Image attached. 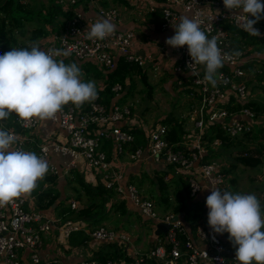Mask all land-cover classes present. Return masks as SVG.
<instances>
[{"label": "built area", "instance_id": "2783aa9c", "mask_svg": "<svg viewBox=\"0 0 264 264\" xmlns=\"http://www.w3.org/2000/svg\"><path fill=\"white\" fill-rule=\"evenodd\" d=\"M93 1V0H84ZM148 2V13L159 12L160 31H170L171 37L175 34L172 26L179 22L182 15L195 17L201 22V28L211 38L218 37V47L224 53L239 51V57H233L225 61L224 67L218 72L217 85L213 87L205 80L203 65L194 64L188 53L187 45L181 48H172V71L178 76V83H186L185 86L197 89L200 97L199 108L190 117L197 138L193 146L187 150L177 148L168 141V128L163 124L156 125L145 137V144L134 150H127L133 136L130 130L118 126L131 116V108L119 103L124 92L123 85L115 83L111 87V102L105 105L101 102V96L85 102L82 106L72 103L63 106L62 110L50 121L58 124L65 132L62 140H50L37 143L38 156L45 158L50 152L63 157L62 169L49 164L48 172L55 175L67 174L70 170L78 169L81 162L85 168L93 170L100 178L103 186L113 191L123 199H128L155 228L157 223L169 225L168 231L161 238L156 237V243L152 249L142 252L133 246L132 238L127 232L116 231L103 225L91 227L87 222L69 217L64 214L60 217L50 216L42 211L32 208L29 204L30 193L22 194L14 200L0 206V264H67L63 256L42 258L39 254L46 238L51 237L57 252L68 253L70 256L80 255L85 251L86 245H70V236L74 233L85 232L89 241L98 243H114L119 249L132 250L131 259L125 264H238L235 261V252L225 256V248L216 233L210 228L208 233L200 232L206 239V247L200 248L189 237L181 222L175 221L172 215H159L153 202L141 195L138 188L124 182L123 166L124 154H128L127 161H141L152 158L156 162H165L188 173V185L190 197H197L203 190V185L197 180L193 171L195 164L199 165L200 175L207 180V186L221 188L224 184V175L220 165L216 161L200 162L205 150L201 144L202 137L211 126H217L225 132L230 139H235L252 131L254 113L241 108L231 111L227 107L237 103L244 105L248 100L247 86L245 83V50H234L231 42L229 27L244 31L240 26L246 17L238 16L240 11L226 9L223 0H139ZM77 0H68L67 4L60 0V4L74 5ZM264 2V0H262ZM101 17L110 19L113 23L120 17L117 9L98 8ZM250 19L254 17L249 16ZM95 20L83 19L80 14L74 13L67 21L62 35L53 34L46 42L45 51H70L65 57L54 56L68 64L74 61L94 60L109 73L117 68L119 60H122L132 69L142 68L144 59L135 53V33L131 30L116 32L104 40L87 39V24ZM256 25V24H255ZM254 25V27H255ZM118 57V59H117ZM131 70V69H130ZM192 70H198L199 75L192 76ZM225 81H227L225 83ZM245 117V120L241 117ZM20 131L5 129L16 136L14 149L25 150V143L39 142L29 138L25 131L37 129L39 119L22 121L16 117ZM111 141L112 153L108 155L102 149L103 141ZM219 139L212 142L213 147L220 144ZM246 156V152L240 153ZM223 191V190H222ZM71 210L77 209L75 201L69 202ZM208 214V208L206 209ZM64 216V217H63ZM78 264H114L112 261L101 263L94 258H82Z\"/></svg>", "mask_w": 264, "mask_h": 264}, {"label": "crops", "instance_id": "0c3cea01", "mask_svg": "<svg viewBox=\"0 0 264 264\" xmlns=\"http://www.w3.org/2000/svg\"><path fill=\"white\" fill-rule=\"evenodd\" d=\"M15 1V5L20 6V8H13V12L10 15L6 16L5 13L3 14L7 19L14 18L20 20L21 24L17 28L13 24H10L12 26L6 28V30H8V37L15 40L16 46L14 47H28L36 43L39 44L43 50H45L46 42L50 39L51 35H62L66 21L69 18L66 13L69 11L70 16L74 13H78L83 19L96 20L98 17H101L98 13V8L117 9L120 13V17L114 24L117 25V29L120 31L131 30L135 33L134 51L144 59L142 68L137 67L126 74V87H124V92L119 99V103L130 106L126 97L131 82L135 83L138 79L147 80L148 82L153 79L156 85L154 90L151 88L152 92H165L166 95H170L174 105L172 106L173 109H168L167 115L158 118V123L148 126L147 121L143 120L141 117H144L146 112L150 109L145 107L140 113V116H134L133 108L130 106L132 111L131 116L119 123L118 126L130 131L132 129H138L143 137L142 145L145 144V137L148 132L156 125L163 124L169 129L175 127L177 131L174 137L171 134L173 141L170 140L171 142H169L182 150H187L193 146L197 138V130L193 122H191L190 117L193 112L199 108L200 104L197 97L184 91L191 89L185 86L186 83H178V76L172 71L173 56L170 53L171 47L166 44L167 38L171 37V32L160 31L159 12L148 13L147 9L149 4L147 1H142L141 7H139L137 5L139 0H77L74 5L68 7L69 11H67L68 9L66 6L59 3L60 0H42V2L38 4L35 3V0ZM61 1H64L65 4L68 2V0ZM0 2H2V0H0ZM1 15L0 13V16ZM31 24L36 27L35 29H41L47 34L34 38L33 31L35 29H25V27L29 28ZM255 27L261 33L259 37L250 35L246 31L243 32L248 35L243 37L239 33L241 30L233 26L228 28V32L231 34V42L235 45L234 50H245L243 59L245 61V83L249 94L247 102L255 103V107H257V109L259 108L262 114L258 115L255 120L252 121L253 128L251 133L247 136L243 134L235 139H231L230 144H219L213 147L212 143L207 144L206 141H201L205 153L200 162L216 161L220 165L221 172L224 175V184L221 188H216L223 191H232L233 193H253L258 197L261 205H264L262 178L260 176L254 178L249 176L251 175V171L257 172L262 170L264 168V163L249 167L243 166L239 162L241 157L240 153L247 149H250L256 157L260 156L264 162V17L261 18L260 22L256 23ZM74 62L81 68V79L84 82L95 81L97 90H103L105 88V83L109 74L105 68L98 65L94 60ZM120 62L123 61L121 60ZM121 64L122 63H120V65ZM120 68H123V66ZM194 90L197 92L196 88H194ZM241 118L245 120L244 116ZM39 122L40 125L37 129L25 131V134L29 138H34V140L39 141L31 142L28 140L25 143L26 149L32 152L33 150L36 151L35 153L37 155V143L50 140H62L65 136V132L58 124L50 120H39ZM13 124H17V121L14 120ZM106 142L109 144L107 148L105 147ZM244 144L246 146H243ZM129 146L130 144L127 150ZM101 147L108 155H111L113 147L110 140L103 141ZM43 159L48 162V165L53 164L59 170L62 169L63 157L60 155L50 152V154ZM122 159L125 160L123 166L124 182L134 184L142 196L153 202L154 208L159 215H172L175 221L181 222L186 229L187 237L200 248H205L207 245L206 239L202 238L200 232L208 233L210 229L206 211V198L210 195L211 188L207 186V180L200 175L199 165L195 164L194 168H192L193 171L190 173H195L197 180L203 185V190L197 197H190L187 172L165 162H156L152 158H146L141 161H127L128 154L126 153L122 156ZM78 166L76 171L82 175L87 183H90L92 186H95L97 183L103 185L100 178L93 170L85 168L81 162ZM70 171L67 174L59 176H55L49 172L46 174H51L55 177V187L60 192V199H63L67 204H69L70 201H75L77 203L78 206L74 212L68 213L60 210L58 213V210L54 206L47 210H39L33 195L28 199L30 206L55 217H60L64 214L70 215L71 213L74 215L77 214L80 220L87 222L91 227L103 225L116 231L127 232L131 236L132 242L134 240L133 246L137 247V249L142 252H146L153 248L156 243V237L161 239L165 235H157L155 233L157 225L165 223H157L153 229L151 223L148 222L149 220H147L127 198L123 199L113 191H111L112 196L104 203L101 212L98 211L97 206H87L84 196L81 197V201L74 199V193L69 188V186L73 184H68V180L72 178V176L69 175ZM161 177L166 183L165 189H161L158 184V179ZM48 185L49 184L46 183L44 186L47 187ZM164 198H167V201H165ZM86 215L89 217L83 219ZM88 220H90V223ZM141 224H143V226L146 224L144 227L150 231V234L148 236L146 234L142 236L141 241L136 244L135 241L137 240L138 233L141 231ZM217 235L223 243L225 254L229 255L236 251L228 239V233ZM86 247L87 249L81 252L80 255L70 256L68 253L57 252L52 238L49 237L45 239L39 254L42 258L61 255L67 264H78L82 258H93L96 252L104 251L108 246L102 243L89 241ZM122 253L121 257L113 258L112 261L114 264H125L131 259V249L122 251Z\"/></svg>", "mask_w": 264, "mask_h": 264}, {"label": "clouds", "instance_id": "9594fccd", "mask_svg": "<svg viewBox=\"0 0 264 264\" xmlns=\"http://www.w3.org/2000/svg\"><path fill=\"white\" fill-rule=\"evenodd\" d=\"M226 9L240 11L238 16L246 17L240 26L250 35L259 37L254 27L264 17L262 0H223ZM249 16L254 17L250 19ZM175 34L167 38L172 48L187 45L194 64L203 65L204 78L217 85L218 72L225 61L239 57V51L224 53L218 47V37L209 36L195 17L182 15L173 25ZM87 39L104 40L113 35L117 25L110 19L98 17L87 24ZM70 51L43 50L39 44L28 47H12L0 55V120L18 116L22 121L53 119L64 105L71 102L82 106L98 97L95 81L84 82L82 70L76 62L66 64L63 59ZM192 76L198 70L190 71ZM227 81H225L226 83ZM16 136L0 129V206L22 194L31 193L48 172V162L35 152L17 150L12 147ZM208 225L216 234L228 233V239L235 251L238 264H264V213L261 203L253 193H233L211 187L206 198Z\"/></svg>", "mask_w": 264, "mask_h": 264}, {"label": "trees", "instance_id": "16d2710c", "mask_svg": "<svg viewBox=\"0 0 264 264\" xmlns=\"http://www.w3.org/2000/svg\"><path fill=\"white\" fill-rule=\"evenodd\" d=\"M16 1L15 0H2L0 2V13H5L6 16L12 14L13 8H20V6L15 5ZM70 11L66 13V15L70 18L71 16L69 15ZM261 21V19H260ZM259 21V22H260ZM6 24H13L14 26L19 27L21 24L20 20L17 19H12L4 17L0 19V55L3 53L10 51L12 47L16 46L15 40H12L10 37H8V30H6ZM18 25V26H17ZM12 26V25H10ZM34 38L40 37L45 33L41 29H35L34 31ZM239 33L243 36L246 37L248 34L239 31ZM121 61V60H120ZM118 62L117 68L112 71L111 73L108 74L107 80L105 83V88L103 90H97L98 94L101 96V102L104 103L105 105H109L111 102V87L115 83H120L123 85V88L126 87L125 85V76L126 74L132 70L131 67H129L127 64L124 62ZM120 63H122L120 65ZM123 66V68H120ZM120 68V69H119ZM145 82V81H144ZM148 88H149V95L152 92V87L145 83ZM135 87V83L131 82L129 84V91L127 93H130L133 88ZM186 93L189 92L194 95V97H197L198 102L200 101V97L198 93L194 89H187L184 90ZM69 102L68 104H70ZM255 103H245L244 105H239L234 102L232 105L227 107L231 111H238L241 108H247L251 110L254 113V117H257L258 115H261L260 109L255 107ZM16 115L12 114L10 117L0 120V125H2L6 129H12L13 131H20V128L17 124H13V121L16 120ZM2 129V128H0ZM177 129L175 127L173 128H168V141L172 140V138L175 136ZM130 133L133 136V140L130 143V146L128 150H134L137 146L142 145L143 143V137L141 132L138 129H132ZM171 134L173 137H171ZM248 134H245L244 136H247ZM202 141H206L207 144H211L215 139L220 140V144H230L231 139L225 134L223 130H221L217 126H211L209 131L201 138ZM173 141V140H172ZM171 142V141H170ZM109 144L106 142L105 147L107 148ZM33 152H36L33 150ZM247 153L246 156H241L239 159V162L243 166H249V167H254L256 165H261L263 160L260 158V156H257L251 152L250 149H247L244 151ZM70 176H72L71 179L68 180V184H73L72 186H69V188L72 190L74 193V199L81 201V197L84 196L86 199L87 206H97L98 211L103 210L104 203L112 196V193L110 190H107L103 185L100 183H97L95 186H92L90 183H87L82 175L78 173L76 170H71L70 171ZM263 185H264V178L262 179ZM49 184L47 187H45V184ZM158 184L160 185L161 189L166 188V183L163 181L162 177L158 179ZM30 195H33L36 199L37 203V208L39 210H47L50 207L54 206L57 210L58 213L60 210L65 211V212H74L75 210H71L70 205L65 203L63 199H60V192L58 189L55 187V177L51 174L45 175V177L42 180L37 181V187L30 193ZM165 201H167V198H164ZM262 212L264 213V205H261ZM89 216L86 215L83 217V219H87ZM74 219H79L78 215L76 214V217ZM90 220H88L89 222ZM90 223V222H89ZM89 240L88 235L83 232H77L74 233L73 235L70 236V243L71 245H76V246H82L86 245L87 246V241ZM103 245L108 246L105 248L104 251H99L96 252L93 255V258L101 263H106L107 261H112L113 258H118L122 256V250L118 248V246L114 243H102ZM87 248V247H86ZM112 248V251H111ZM102 250V249H101ZM113 262V261H112ZM150 264H155L153 261L149 262Z\"/></svg>", "mask_w": 264, "mask_h": 264}, {"label": "rangeland", "instance_id": "374dc122", "mask_svg": "<svg viewBox=\"0 0 264 264\" xmlns=\"http://www.w3.org/2000/svg\"><path fill=\"white\" fill-rule=\"evenodd\" d=\"M40 2H42V0H35V3H37V4ZM1 14L2 15L0 16V19L4 18V14L3 13H1ZM32 25L33 24H31V26L29 28L25 27V29H29V30L35 29L36 27L34 25L33 26ZM9 26H10L9 24H6V28H9ZM66 64H68V63L66 62ZM145 83L150 85V87H152V89L154 90L156 83L153 79H152V81H148V82H147V80H139L138 79L135 82L134 91L132 90L130 93H128L126 98L129 101L128 104L133 108V115L134 116H138V115L140 116V113L142 112V110L145 107H148L150 109L148 112H146L144 117L143 116L141 117L143 120L147 121V123H148L147 126H148L150 124L154 125L155 123H158V121H159L158 118L163 116V115L164 116L167 115L168 109H173L172 106H174V105H173V100L170 97V95H166L165 92H161V91L156 92L155 91L154 93L151 92V94L149 95V88ZM243 146H246V145L244 144ZM249 176L253 177V178L256 176H260L263 179L264 178V168L260 171H257V172L251 171V175H249ZM262 185H263V182H262ZM262 187L264 189V185ZM69 217L74 218V217H76V215L71 213L69 215ZM144 226H146V224ZM144 226H143V224H141V228H140L141 231L137 235V240L135 241L136 244L141 241L142 236H145V234L148 236L150 234V231ZM133 242H134V240H133Z\"/></svg>", "mask_w": 264, "mask_h": 264}, {"label": "water", "instance_id": "95a60500", "mask_svg": "<svg viewBox=\"0 0 264 264\" xmlns=\"http://www.w3.org/2000/svg\"><path fill=\"white\" fill-rule=\"evenodd\" d=\"M169 225L167 224H158L155 233L158 234H166L168 230ZM223 256H225V253H223Z\"/></svg>", "mask_w": 264, "mask_h": 264}]
</instances>
